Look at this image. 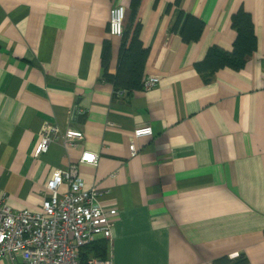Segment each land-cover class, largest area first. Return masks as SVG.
Returning a JSON list of instances; mask_svg holds the SVG:
<instances>
[{"label": "crops", "instance_id": "1", "mask_svg": "<svg viewBox=\"0 0 264 264\" xmlns=\"http://www.w3.org/2000/svg\"><path fill=\"white\" fill-rule=\"evenodd\" d=\"M132 1L0 0V199L40 209L54 172L92 151L99 163L79 172L105 209L118 210L114 264H213L239 254L264 264V0H182L206 23L192 43L171 29L175 0H141L136 10ZM117 5L129 37L138 27L149 48L145 76L161 78L151 90L116 92L103 77L107 40L110 73L118 67L122 36L109 32ZM241 8L253 16L257 50L243 69L206 81L195 63L211 46L233 49ZM47 123L84 139L36 155ZM144 125L154 134L136 140L132 155V133Z\"/></svg>", "mask_w": 264, "mask_h": 264}, {"label": "built area", "instance_id": "2", "mask_svg": "<svg viewBox=\"0 0 264 264\" xmlns=\"http://www.w3.org/2000/svg\"><path fill=\"white\" fill-rule=\"evenodd\" d=\"M126 7L117 5L111 10L109 32L122 36L125 30ZM161 81L159 76L146 75L143 90H151ZM154 134L150 125L136 128L131 136V152H139L136 140ZM84 139L78 129L62 130L57 124L43 127L35 154L43 155L50 145L63 140L69 147H77ZM100 156L85 151L78 164L58 169L47 183L46 198L38 210H15L0 199V261L13 264H83L82 250L99 239L111 243L118 210L105 209L97 200L99 192L89 188L80 176L79 164L96 166ZM68 191L61 192L63 184ZM18 257L22 258L18 261ZM86 264H114L112 258L91 256Z\"/></svg>", "mask_w": 264, "mask_h": 264}, {"label": "trees", "instance_id": "3", "mask_svg": "<svg viewBox=\"0 0 264 264\" xmlns=\"http://www.w3.org/2000/svg\"><path fill=\"white\" fill-rule=\"evenodd\" d=\"M140 3L141 0H133V10H136ZM181 4L182 0H175L169 7L170 10L173 6L177 7L171 29L173 32L179 33L185 43L199 41L205 32L206 23L201 18L185 12L181 8ZM232 25L237 31L233 49L229 51L217 45L211 46L204 59L195 63L197 71L203 75L206 81H209L216 72L224 68L243 69L249 56L257 50L258 40L252 14L241 8L232 15ZM134 31V35L129 37V32L124 30L116 74L110 73L111 43L107 40L104 45L103 77L114 85L116 92L132 93L143 89L142 82L146 73L149 48L140 38L138 27H135ZM108 253V242L105 239H99L82 250V262L86 264L91 256L105 259L108 257ZM249 263L250 260L245 254L233 257L223 256L213 262V264Z\"/></svg>", "mask_w": 264, "mask_h": 264}]
</instances>
